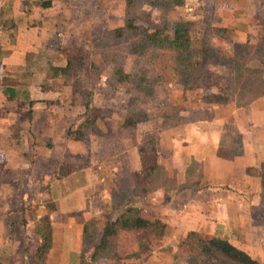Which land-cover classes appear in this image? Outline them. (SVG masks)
<instances>
[{"label":"rangeland","instance_id":"obj_1","mask_svg":"<svg viewBox=\"0 0 264 264\" xmlns=\"http://www.w3.org/2000/svg\"><path fill=\"white\" fill-rule=\"evenodd\" d=\"M45 3H50V7L43 8ZM180 21L192 23L194 56L186 58L187 61L179 58L168 42L161 45L151 41L158 31L162 37L168 35ZM26 25L32 29L25 31ZM129 25L133 28L129 29ZM18 26L24 29L20 31L23 35H39L44 43L21 56L25 63L23 79L31 81L38 96L44 93L41 99L54 102L56 116L62 117L53 126L59 139L56 144L53 138L37 137L36 148L32 146L37 153H33L36 157L31 156L38 163L37 179L49 177L42 188L33 191L35 202L31 206L36 212L55 204L50 202L52 197L46 190L62 164L72 165L75 173L82 170L84 180L95 167L105 178L98 194L102 202L93 206L99 230L107 215L116 217L126 209L127 202L141 199L138 195L141 187L136 185L134 176L139 162L138 147L147 143L158 147L157 140L165 130L173 131V127L195 117L210 116L205 109L208 104L200 101L201 90L220 87L226 99L238 105H245L264 92V0H0V34L18 35ZM119 30H123L122 36H117ZM65 50H71L77 57L75 75L69 79H63L59 72L67 61ZM44 87H50L51 91L45 92ZM86 103L90 105L88 110ZM97 113L95 125H84ZM130 117L141 123L136 129H122L123 120ZM77 130L83 131L86 139L78 148L72 143ZM70 131L68 139L66 133ZM67 140L80 152L68 150ZM43 146L55 148V155L46 160L47 165L39 162L45 152ZM162 154L168 157V152ZM165 165L167 169L168 160L162 159L163 172ZM163 172H157L154 182L148 185L152 194L158 185H172L173 180ZM116 181L120 186L113 200L118 197L122 202L117 210L115 202H111L114 192L111 184ZM75 184L79 182L74 180L68 190L73 191ZM121 187L126 190L123 194L119 192ZM20 209L26 216L25 204ZM135 209L139 211L141 206ZM143 212L149 218V214H154L148 208ZM28 215L34 219L33 213ZM10 217V238L15 240L11 245L15 248L5 261L33 264L40 244L36 233L40 221L36 218L33 220L36 226L29 228L24 218ZM99 236L83 253L86 264H201L202 261L195 246L192 250L185 241L166 244L164 239H151L139 245L133 236H124L115 244L113 255L123 258L122 262L92 260Z\"/></svg>","mask_w":264,"mask_h":264},{"label":"crops","instance_id":"obj_2","mask_svg":"<svg viewBox=\"0 0 264 264\" xmlns=\"http://www.w3.org/2000/svg\"><path fill=\"white\" fill-rule=\"evenodd\" d=\"M21 27H17L18 35L5 37L0 34V262L7 264L5 260L10 258L7 255L10 256L15 248L11 245L15 240L10 238L11 224L8 222L9 216L13 219L16 216L20 220L24 218L29 228L36 226L33 221L36 218L41 223L49 217L53 227L50 263L80 264L84 225L91 220L98 221L93 206L102 202L98 194L99 188L105 185V178L95 167L85 180L82 170L63 178L57 174L49 184L50 189L46 190L56 210L49 211L45 206L44 211L34 212L35 207L31 206L35 202L33 191L42 188L49 176L37 179L38 167L35 166L38 163L31 159L37 153L32 146L36 148L37 137L53 138L56 144L59 139H56L53 126L60 123L62 117L56 116L54 102L41 99L44 93L40 92L39 97L31 81L23 79L25 63L21 56L44 43L39 35H23ZM31 29L26 25L25 31ZM22 81L24 84L20 83ZM47 88L49 90L44 91L50 92L51 88ZM232 103L208 104L205 109L210 111L209 117L187 120L182 126L173 127V131L165 130L157 140L158 172H163L162 159L164 162L167 159L169 166L166 169L165 165L163 173L173 180L172 185H158L155 193L139 200L133 198L118 215L132 209L138 215L149 217L143 212L148 208L149 213H154L149 214L151 218H159L167 225L163 240L166 244L181 243L190 233H197L206 238L226 240L257 263L264 264V187L261 180L264 172V95L245 105ZM72 143L76 148L81 144ZM66 148L79 151L70 140ZM41 149L45 152L39 162L47 165L46 160L55 155V148L43 146ZM162 149L168 152V157L164 158ZM74 180L79 184H75L73 191L68 190ZM111 185L114 188L111 202H114L120 182ZM22 204L27 207L24 212L27 217L20 209ZM121 206L122 202L117 209ZM139 206L141 209L137 211L135 208ZM30 212L33 220L28 215Z\"/></svg>","mask_w":264,"mask_h":264},{"label":"trees","instance_id":"obj_3","mask_svg":"<svg viewBox=\"0 0 264 264\" xmlns=\"http://www.w3.org/2000/svg\"><path fill=\"white\" fill-rule=\"evenodd\" d=\"M49 7L50 3H45L43 5V8ZM191 24L192 23L190 21L176 22L168 35L162 37V33L158 31L152 36L153 39H151V41L154 40V43L157 42V44L161 45L162 43L165 45V42H168L169 47L178 53L179 58L187 61L186 58L194 56V46L191 40L190 32ZM128 28L132 29L133 26L129 25ZM117 33V36H122L123 30H119ZM161 37L163 40H161ZM65 51L67 61L65 65L59 68V72L63 79H69L75 75L77 57L76 55L74 56V52H70L71 50ZM46 88L47 87H44V90H49V88ZM201 91V103L220 106L230 104L229 100L226 99L227 96L221 91L220 87L218 90H214L213 87H211V89L208 87V89L206 88ZM263 95L264 92H261L256 95L255 98ZM84 106L86 110L90 108L88 103ZM97 119H99L98 113L97 116H93L92 121H85L84 125H90L92 123L95 125ZM194 119H196V117ZM139 123H141V121H136L131 117L125 118L121 127L124 130L129 128L136 129ZM75 132H77V137H74L73 139L75 142L82 143L86 140L84 138L83 131L77 130ZM71 134V131L67 132L66 138H71ZM137 153L139 162L137 169L134 172V176L137 182L136 185L142 188H140L141 193L138 195L140 197H145L153 191L147 188L149 187L148 185L154 182L158 172L160 156L156 145L154 144L150 147L149 143H147V145L139 146ZM219 154L221 153L219 152ZM73 173L74 170L72 169V165L64 163L60 166L58 176L63 178ZM261 180L264 187V172L261 173ZM119 192L123 194L126 190L121 187ZM116 200L117 201H114L115 203L113 204L115 209H117V206L121 204L118 197H116ZM48 209L49 211H55L56 204L49 206ZM103 225L104 226L101 230L98 228L97 220H91L84 225L83 251L81 253L80 264H86L83 253L86 248L95 241L98 235H100V240L93 248L92 260L105 258L110 261L122 262L124 259L122 258L121 260V258H117L113 255V253H115L114 247L116 242L125 239L124 236H129L130 238H132V236L135 237L137 243L141 245L151 239L162 241L167 233V225L163 222V220L138 215L132 209L123 211L117 217L107 215ZM36 233L40 237V244L36 248L33 264H51L49 261V255L53 248V227L49 217H45L44 220L38 224ZM185 242L192 250L195 246L199 256L202 258L201 264H259L246 252L238 249L226 240L206 238L197 233H190L186 237ZM129 258H133V256L130 255ZM0 264L3 263L0 262Z\"/></svg>","mask_w":264,"mask_h":264}]
</instances>
